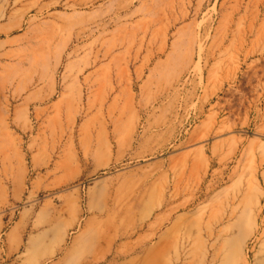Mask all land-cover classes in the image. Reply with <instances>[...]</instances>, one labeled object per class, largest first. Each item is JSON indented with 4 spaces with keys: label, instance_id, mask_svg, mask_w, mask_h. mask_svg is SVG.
Segmentation results:
<instances>
[{
    "label": "rangeland",
    "instance_id": "rangeland-1",
    "mask_svg": "<svg viewBox=\"0 0 264 264\" xmlns=\"http://www.w3.org/2000/svg\"><path fill=\"white\" fill-rule=\"evenodd\" d=\"M0 264H264V0H0Z\"/></svg>",
    "mask_w": 264,
    "mask_h": 264
},
{
    "label": "bare ground",
    "instance_id": "bare-ground-1",
    "mask_svg": "<svg viewBox=\"0 0 264 264\" xmlns=\"http://www.w3.org/2000/svg\"><path fill=\"white\" fill-rule=\"evenodd\" d=\"M179 258L181 259V257H177V258H176V261H178V260H179ZM171 263H173V261H171Z\"/></svg>",
    "mask_w": 264,
    "mask_h": 264
}]
</instances>
